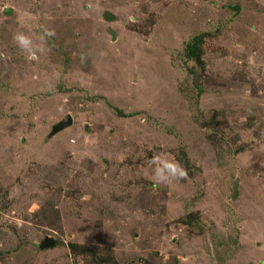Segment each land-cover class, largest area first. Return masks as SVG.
<instances>
[{"label": "rangeland", "instance_id": "rangeland-1", "mask_svg": "<svg viewBox=\"0 0 264 264\" xmlns=\"http://www.w3.org/2000/svg\"><path fill=\"white\" fill-rule=\"evenodd\" d=\"M0 53V264H264V0H0Z\"/></svg>", "mask_w": 264, "mask_h": 264}, {"label": "clouds", "instance_id": "clouds-1", "mask_svg": "<svg viewBox=\"0 0 264 264\" xmlns=\"http://www.w3.org/2000/svg\"><path fill=\"white\" fill-rule=\"evenodd\" d=\"M55 35L54 29L46 28L39 37V42H37L26 32L17 29L13 32L12 40L15 46L24 54L26 60L38 61L40 55L46 51L45 44ZM0 58L7 59L3 53H0ZM80 59L83 63L87 60V56L82 54ZM151 166V179L153 182L165 186L170 185L173 181L186 179L188 175L186 169L178 161L166 155H153ZM17 226L21 227L22 225L18 224Z\"/></svg>", "mask_w": 264, "mask_h": 264}, {"label": "trees", "instance_id": "trees-1", "mask_svg": "<svg viewBox=\"0 0 264 264\" xmlns=\"http://www.w3.org/2000/svg\"><path fill=\"white\" fill-rule=\"evenodd\" d=\"M204 41V37L202 34L196 35L190 42H188L187 46H186V57H188V59H194L195 62H197L201 68V71L199 73V75L201 74L202 71H204L206 69V65L203 61H201L202 59V44ZM56 53V52H55ZM191 71L195 72V70L193 68H191ZM196 73V72H195ZM121 110L118 111V113H122L120 112ZM58 244V242L56 241V245ZM72 248L74 249V244H71ZM105 261V260H104Z\"/></svg>", "mask_w": 264, "mask_h": 264}, {"label": "water", "instance_id": "water-1", "mask_svg": "<svg viewBox=\"0 0 264 264\" xmlns=\"http://www.w3.org/2000/svg\"><path fill=\"white\" fill-rule=\"evenodd\" d=\"M72 121L73 118L71 115H67L65 118L59 120L53 125L50 135L65 129L72 123ZM55 246H56V239L52 236H46L42 241V243L40 244L41 249L54 248Z\"/></svg>", "mask_w": 264, "mask_h": 264}]
</instances>
